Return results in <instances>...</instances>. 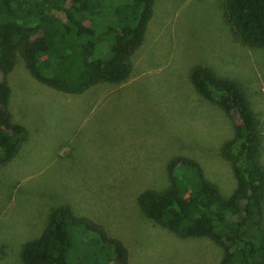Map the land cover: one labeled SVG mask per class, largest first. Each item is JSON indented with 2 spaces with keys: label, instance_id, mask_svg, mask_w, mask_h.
Listing matches in <instances>:
<instances>
[{
  "label": "rangeland",
  "instance_id": "rangeland-1",
  "mask_svg": "<svg viewBox=\"0 0 264 264\" xmlns=\"http://www.w3.org/2000/svg\"><path fill=\"white\" fill-rule=\"evenodd\" d=\"M221 5L153 0L130 76L121 84L64 94L36 82L16 57L6 78L7 109L27 137L0 166V264H21V246L40 235L48 213L60 206L119 240L129 264H218V247L155 225L136 198L167 186L165 166L176 156L197 162L221 196L235 187L220 154L235 117L194 91L189 73L195 66L243 88L259 122L264 166V49L233 41ZM102 54L96 47L92 58Z\"/></svg>",
  "mask_w": 264,
  "mask_h": 264
},
{
  "label": "trees",
  "instance_id": "trees-1",
  "mask_svg": "<svg viewBox=\"0 0 264 264\" xmlns=\"http://www.w3.org/2000/svg\"><path fill=\"white\" fill-rule=\"evenodd\" d=\"M153 15V0H0V166L19 152L24 127L7 109V75L16 57L39 84L80 94L101 83L128 80L130 58ZM221 18L234 42L264 49V0H222ZM98 47L103 54L93 59ZM189 82L204 100L235 117L220 154L235 181L223 197L192 159L165 166L167 186L136 198L140 211L177 238H206L220 249L218 264H264V166L258 119L239 83L195 66ZM21 264H129L124 245L68 207L52 209L40 235L24 243Z\"/></svg>",
  "mask_w": 264,
  "mask_h": 264
}]
</instances>
